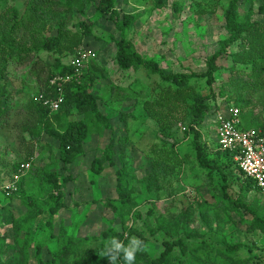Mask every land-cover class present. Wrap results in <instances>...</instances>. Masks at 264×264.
<instances>
[{
    "label": "trees",
    "instance_id": "obj_1",
    "mask_svg": "<svg viewBox=\"0 0 264 264\" xmlns=\"http://www.w3.org/2000/svg\"><path fill=\"white\" fill-rule=\"evenodd\" d=\"M136 2L137 0L134 4ZM166 2L167 0H156L155 9H162ZM251 2L252 0H227L225 29L228 37L220 42L219 50L207 59L206 70L201 74H167L157 62L144 59L125 36L133 30L141 15L123 13L118 7V0H27L24 15L14 7L0 13V127L11 120L13 107L16 105L14 96L5 83L7 66L10 64L17 68H29L28 77L38 87L37 97H42L45 101L63 99L59 111L55 113L35 99L16 107L17 113L24 117L15 129L18 132L16 157L21 161L15 164L3 163L2 167L8 170V178H0L1 186L19 173L21 163H32L16 194L6 197L0 193V201H9L18 194L26 196L23 203L29 209L24 218L25 225L16 227L15 241L19 255L16 264H30L31 249L34 250L37 264H111L109 256H104L105 244L111 237H119L117 231L111 228L95 240V245L76 255L77 258L72 253L74 240L70 238L50 252L53 258L45 262L41 256L45 244L33 240L29 230L42 215L47 219L49 238L53 239V219L65 208L64 190L72 180V177L63 178L56 172L35 166L34 155L41 148L42 137L47 135L59 143V162L66 169L85 156V144L96 127L103 126L114 131L111 116L101 110L104 100L95 91L100 82L108 79L106 70L93 59L78 79L71 63L65 64L62 59L55 60L53 64L48 62L51 55H69L73 60L78 53L86 50L82 46L92 30L91 24L85 22L78 30L72 27L77 14L84 13L90 7L100 16L109 17V21L120 33L119 40L111 37L117 48L116 61L119 68L125 72H143L159 79L151 83L154 86L151 87L150 97L141 106L140 117L143 121L153 122L166 135L173 133L180 122L187 124L185 135L192 137L191 146L199 168L206 171L207 181L215 198L224 203V209L238 215L240 221L248 225L250 232H259L264 236V215L245 204L242 197L236 198L232 194L234 186L238 185L233 179V173L237 172L238 179L247 186L245 193L264 194V190L255 181L244 176L232 153L222 151L217 145L216 153L211 155L213 153L204 142L206 139L201 130L211 111L210 103L216 104L221 99L228 109L238 108L241 113L242 110H251L255 118L253 123L260 127L256 130L264 132V109L254 115L258 105L264 106V20L254 19L253 6H250V11L245 15L240 11L242 5H251ZM124 3L131 2L124 0ZM173 10L180 16L182 7L175 3ZM259 14L264 16V0ZM235 48L238 49L237 52H234ZM43 55L47 57L44 58ZM229 57L233 60V67L228 69L229 79L216 91V76L223 69L220 62L227 61ZM56 77H68L70 81L52 86L51 81ZM202 81L206 85L205 91H199L196 87ZM133 92L138 96L144 93ZM127 142V138L120 142L123 157ZM152 149L157 156L154 160L155 171L143 180H137L144 185L145 190H135L132 187L136 178L129 171L128 165L123 163V167L117 171L116 190L121 204L120 207L113 206V211L117 214L122 211V216L123 212L130 211L133 216L129 220L141 221L150 235L161 233L164 236L163 249L159 255L155 256L150 250L139 253L136 264H254L255 257H241L246 250L245 245L226 242L218 236L219 232L214 234L209 225L206 226V237L198 238L199 234L193 233V230L189 233L188 229L194 224L197 215L192 204L184 209L166 210L155 219L152 226L148 225V219L154 217V211L149 209L145 220L134 206L136 197L149 195L151 200L158 199L164 189L162 182H167V185L169 174L182 172L186 165L174 146L168 143H164L159 150L157 146ZM1 155L4 156L5 153L1 152ZM115 167L114 145L111 143L104 147L103 155L96 157L91 163L92 184H97V178L105 170ZM217 180L222 181L223 186L215 184ZM26 181L32 184L38 182V190L41 191L28 196L25 191ZM170 189L171 184L167 186V190ZM42 191H46L47 196L42 195L44 201L39 206L37 201ZM213 209L216 207H208V211ZM127 231H130V236L136 234L147 242L138 226Z\"/></svg>",
    "mask_w": 264,
    "mask_h": 264
},
{
    "label": "rangeland",
    "instance_id": "obj_2",
    "mask_svg": "<svg viewBox=\"0 0 264 264\" xmlns=\"http://www.w3.org/2000/svg\"><path fill=\"white\" fill-rule=\"evenodd\" d=\"M25 1L27 0H1L0 13L14 7L24 15ZM135 1L130 0V4H125L124 0H118V7L123 13L141 15L133 30L125 36L144 59L157 62L167 74L205 72L207 59L219 50L220 42L228 37L225 29L227 0H167L162 9H155L156 0H137L134 4ZM175 3H179L182 7L180 16L174 13ZM262 3L263 0H252L251 5H242L240 11L245 15L250 11V6H253L254 19L264 20V16L259 14ZM74 20V27H72L74 30H78L85 22H89L92 26L82 49L94 52L96 54L94 61L108 74V79L100 82L95 87V91L100 93L104 100L101 110L111 116L114 131L111 132L103 126L96 127L85 144V156L66 169L59 162V143L47 135L42 137L41 148L34 155L35 166L56 172L63 178L72 177L64 190L65 208L53 219L51 228L53 239L49 238L47 219L42 215L29 229L33 240L45 244L41 255L43 260L45 262L52 260L53 255L50 252L70 238L74 240L72 253L74 258H77L76 255L82 254L95 245V240L111 228L117 231L120 239L126 240L130 236V231L127 230L135 226L140 228L147 243L151 245V253L155 256L159 255L163 249L164 236L161 233L150 235L141 221L129 220L133 216L130 211L123 212L122 216V211L117 214L112 207H120L121 204L116 189L117 171L123 167L122 164L128 165L129 171L136 178L132 187L135 190L138 188L145 190L144 185L139 184L137 180H143L155 171L154 160L157 156L152 147L157 146L159 150L158 148L163 147L164 143H168L174 146L186 165L182 172L169 174L167 185V182H162L164 189L161 190L158 199L151 200L149 195L136 197L134 206L143 214L145 220L149 209L154 211V217L148 219V225L152 226L155 219L166 210L184 209L192 204L197 215L194 224L188 229L189 233L193 230V233L199 234L198 238L206 237L208 236L206 226L209 225L213 228V233L219 232L218 236L224 238L226 242L245 245L246 250L241 257H255L254 264H264V236L259 232H250L248 225L241 222L238 215L224 209V203L215 198L207 181L206 171L199 168L191 146L192 137H187L183 131L184 128L186 130L187 124L180 122L173 133L166 135L161 133L153 122H144L140 117L141 106L150 97L151 87L154 86L152 84L159 79L143 72L134 70L125 72L119 68L116 61L117 48L111 37L119 40L120 33L109 21V17L100 16L90 7L84 13H78ZM237 51L238 49L235 48L234 52ZM43 57L46 58L47 55ZM70 57L69 55H51L48 62L53 64L55 60L62 59L67 64L72 61ZM220 65L223 69L216 76V91H219L224 82L229 79L228 69L233 67V60L229 57L227 61H221ZM28 74L29 68H17L12 64L7 66L5 83L14 96L16 105L13 107L11 120L0 127L1 179L8 178V170L2 167L5 163L15 164L21 161L16 157L18 132L16 130V133L15 129L24 117L17 113L16 107L33 100L38 92V87ZM205 86L204 81L196 85L199 91H205ZM134 90L144 91V93L138 96L133 92ZM210 105L211 111L201 130L206 139L204 142L213 153L211 155H214L217 149V117L225 114L228 107L221 102V99L216 104L211 102ZM262 109L264 106L258 105L254 115L260 113ZM252 114L251 110L245 112L242 110V127L260 129L253 123L255 118ZM262 120L264 123V117ZM125 138L128 142L125 157H123L120 152V142ZM111 143L114 145L116 167L105 170L94 185L91 163L96 157H101L104 147ZM1 152L5 155L2 156ZM238 176L237 172L233 173V179L239 185L234 186L233 196L242 197L245 204L254 207L264 215V194L245 193L247 186L240 178L238 179ZM29 182L26 181L25 185L28 196L37 194L35 191H41L38 190V182L35 184ZM170 184L172 189L168 191L167 186ZM215 184L223 186L222 181L217 180ZM42 195L47 196V192L42 191L39 197L34 195L39 199L37 201L39 206L44 201ZM25 197L18 194L9 201H0V264H16V260L19 259L15 237L16 227L25 225L24 218L29 212L23 203ZM209 206L216 209L208 211ZM134 235L141 239L140 236ZM30 254L32 255L30 264H37L33 249L30 250Z\"/></svg>",
    "mask_w": 264,
    "mask_h": 264
},
{
    "label": "built area",
    "instance_id": "obj_3",
    "mask_svg": "<svg viewBox=\"0 0 264 264\" xmlns=\"http://www.w3.org/2000/svg\"><path fill=\"white\" fill-rule=\"evenodd\" d=\"M96 58L92 51L83 50L72 60L71 65L78 79L90 60ZM70 78L56 77L51 81L52 86L58 83H67ZM35 100L43 102L52 112H58L63 99L58 101L44 100L34 96ZM242 113L240 109L231 107L225 114L217 117V145L222 151H228L234 155L235 162L240 171L248 179L257 183L264 190V132L262 130L245 129L242 127ZM185 131V128L184 130ZM32 163H21L19 173L12 180L0 186V193L11 197L19 190L22 178L30 171Z\"/></svg>",
    "mask_w": 264,
    "mask_h": 264
},
{
    "label": "clouds",
    "instance_id": "obj_4",
    "mask_svg": "<svg viewBox=\"0 0 264 264\" xmlns=\"http://www.w3.org/2000/svg\"><path fill=\"white\" fill-rule=\"evenodd\" d=\"M105 249L104 256H109L111 264H136L138 254L149 251L151 245L135 235L126 240L113 236L106 242Z\"/></svg>",
    "mask_w": 264,
    "mask_h": 264
}]
</instances>
